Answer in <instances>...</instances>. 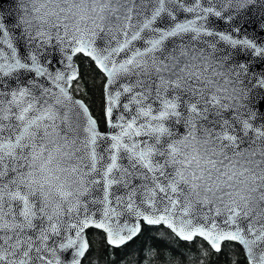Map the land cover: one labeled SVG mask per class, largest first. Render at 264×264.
<instances>
[{
    "label": "snow or ice",
    "instance_id": "obj_1",
    "mask_svg": "<svg viewBox=\"0 0 264 264\" xmlns=\"http://www.w3.org/2000/svg\"><path fill=\"white\" fill-rule=\"evenodd\" d=\"M15 7L0 264H264V0Z\"/></svg>",
    "mask_w": 264,
    "mask_h": 264
},
{
    "label": "water",
    "instance_id": "obj_2",
    "mask_svg": "<svg viewBox=\"0 0 264 264\" xmlns=\"http://www.w3.org/2000/svg\"><path fill=\"white\" fill-rule=\"evenodd\" d=\"M0 3L3 4V10L4 12H11L13 14V18H15L16 14V7L15 3L16 0H0ZM214 27L219 30V31H227L228 30V25L224 22L217 21L214 25ZM256 71H264V65L257 66Z\"/></svg>",
    "mask_w": 264,
    "mask_h": 264
},
{
    "label": "trees",
    "instance_id": "obj_3",
    "mask_svg": "<svg viewBox=\"0 0 264 264\" xmlns=\"http://www.w3.org/2000/svg\"><path fill=\"white\" fill-rule=\"evenodd\" d=\"M97 103H98V101H97ZM98 111H99V109L97 108V112ZM152 234H154V233H150L149 235H152ZM90 239H92L94 243H97L98 244V237L90 236Z\"/></svg>",
    "mask_w": 264,
    "mask_h": 264
}]
</instances>
